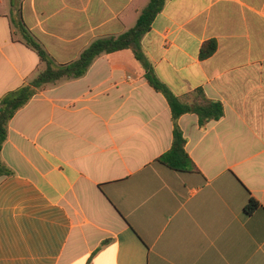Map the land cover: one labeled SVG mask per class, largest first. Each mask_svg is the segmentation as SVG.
I'll list each match as a JSON object with an SVG mask.
<instances>
[{"label":"crops","instance_id":"obj_1","mask_svg":"<svg viewBox=\"0 0 264 264\" xmlns=\"http://www.w3.org/2000/svg\"><path fill=\"white\" fill-rule=\"evenodd\" d=\"M150 0H0V99L45 67L133 28ZM214 40L217 51L200 56ZM183 102L196 89L224 116L178 124L196 172L159 158L171 107L133 50L40 89L10 121L1 160L0 264H264V0H168L141 41ZM260 208L245 212L249 200Z\"/></svg>","mask_w":264,"mask_h":264},{"label":"trees","instance_id":"obj_2","mask_svg":"<svg viewBox=\"0 0 264 264\" xmlns=\"http://www.w3.org/2000/svg\"><path fill=\"white\" fill-rule=\"evenodd\" d=\"M168 0H150L149 4L140 13L136 25L118 36L99 38L93 41L75 61L67 64H56L43 45L25 27L20 18L21 11L16 15L19 31L26 45L32 48L39 56L44 68L27 85L7 93L0 99V177L9 175L11 171L1 160V152L8 137L10 121L40 89H46L50 85L62 81L79 79L85 76L92 64L100 56L113 54L131 49L136 59L145 69V78L148 83L167 99L175 124L174 139L171 149L159 158L163 165L179 172H196L197 166L186 150L187 141L179 127V118L187 113H196L199 116L201 126L212 120H219L224 116V107L218 101L206 97L202 89H196L188 95V101L181 99L156 75L153 65L147 59L141 46L143 37L151 31L156 17L163 11ZM217 51V43L214 40L206 42L201 48L202 59L211 57ZM260 208L259 203L251 198L245 207L247 214H252Z\"/></svg>","mask_w":264,"mask_h":264}]
</instances>
